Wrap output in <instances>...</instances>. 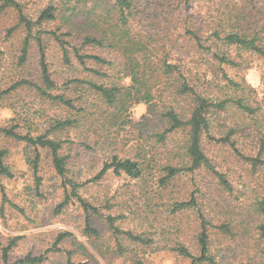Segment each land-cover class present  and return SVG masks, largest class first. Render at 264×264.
I'll list each match as a JSON object with an SVG mask.
<instances>
[{"label": "rangeland", "instance_id": "374dc122", "mask_svg": "<svg viewBox=\"0 0 264 264\" xmlns=\"http://www.w3.org/2000/svg\"><path fill=\"white\" fill-rule=\"evenodd\" d=\"M18 1L33 21L37 20L41 9L50 3L56 5L59 10L66 8L63 7L64 3L69 6L77 3V0ZM206 1L135 0L136 4L143 6L140 8L142 30L138 27L137 32L142 33L144 40L151 38L150 40L156 41L157 50L161 45L164 46L162 52L168 53L171 62L188 61L191 58L189 56L191 49L182 42V34L187 26L198 25V22L207 16L208 12L214 13L212 9L215 8H211L212 5L208 7ZM216 1L214 0L212 4ZM225 4L221 5V10H225ZM254 4L259 6L264 15V0H254ZM81 17L85 18L83 15ZM17 22V11L11 8L0 15V49L3 51L0 66V91L12 85L16 80L23 78L36 80L38 77L41 53L37 40L32 41L27 61L22 65L18 63L26 29L24 26H19L10 32ZM38 30H41L40 35L46 46V58L53 77L62 88L61 92L64 89L63 83L75 77L107 85L128 82L125 67L117 60L114 65L88 61V67L106 71L108 74L106 76H95L91 71H86L74 58L73 53H71L72 63L67 65L63 58L62 48L52 32L67 41L66 46L70 48V51H72V45H75L82 52L101 53L96 47L83 46L82 38L77 30L72 29V35H68L69 30L59 16L56 20L45 21L41 25L36 24L34 34ZM203 32L205 33L204 30ZM230 51L241 65L233 67L223 64L222 68L224 67L229 76L245 87L244 91L238 89L237 94L252 99L256 97L259 102H262L260 116L264 123V101L262 100L264 97V58L236 48ZM102 55L107 60H112L108 52ZM214 65L213 68L220 75V85L212 86L206 92L216 97L226 96L229 90L235 91V87L221 76L218 64L215 62ZM78 89L85 94L84 100L93 104L98 102V96L92 90L82 86ZM33 94L22 90L3 95L0 99V126L9 125L21 118L19 120L21 128L27 130L31 125V119H34L36 123L48 120L45 116L47 114L52 116L55 106L50 107L41 99H35ZM179 104L186 109L189 107V100L181 99ZM13 108L18 114L13 113ZM38 109L40 111L37 113L40 117H44L38 119L33 116L30 119L27 113ZM42 110L46 113L43 114ZM131 110L132 117L138 121L148 112V105L139 102L133 105ZM237 115L240 114L237 113ZM237 115L234 112L233 118H238ZM155 118L151 116L150 121L153 122ZM25 119L29 121L24 123ZM116 128L113 127L114 133L110 135L109 140L104 143L100 141L95 150H86L77 143L70 145L66 142L62 151L63 154H70L66 177L60 176L55 170L51 153L46 149H41L42 161L38 171L40 178L38 185L34 171L27 160L28 156L34 153V149L23 141L0 134V146L10 150L6 161L16 174L15 178H2L1 180L5 193L0 186V264H3L2 247L7 245L12 237L19 239L12 250L10 264H22L19 260L28 253L45 254L47 259L43 264H66L69 254L75 261H91V264H135V252L128 250L129 252L125 255H119L114 250L116 246H120V243L122 246H142L123 233L119 236L114 234L107 216H119L120 214L124 215L118 218L116 225L121 230H131L136 234L145 233V236L154 240L151 243L152 246H162L164 243L172 246L177 242H182L196 254L200 250V225L207 222L210 235V256L214 262L203 261L198 264H264V235L260 228L264 225V213L257 209L259 199L264 196L263 166L253 167L230 145L204 136L202 138L203 149L217 168L227 173L232 182V188L226 190L218 182L216 176L206 168H200L195 172H184L172 182L170 190L163 193L164 197L160 199L161 201L159 199L152 201L153 204L158 202L163 204L161 209H156L154 205L152 207L147 205L145 199L147 196L141 188L142 181L134 180L126 174L116 175L112 170L102 179L93 180L112 155L123 156L134 152L133 147H136L139 139L137 129L126 125L118 135L114 136L117 133ZM215 132L219 134L218 129H215ZM73 136L71 135L70 138L72 139ZM57 137L65 139L67 135L62 133L57 134ZM104 139L105 137L98 140ZM154 140L152 137L153 142ZM133 142L135 146L132 147ZM148 142L150 140L146 141ZM257 143V140L250 138L244 142L240 141L238 146L242 153L256 156L258 154ZM67 179L80 184L77 192L99 208L98 212L92 210L90 212L92 225L100 233L98 237H89L85 234L86 214L77 197L72 198L65 207L58 211L59 204L65 199V191L68 190L69 193L72 191V185ZM193 194L197 200L196 206L182 212H170V204L173 200H190ZM224 225L228 229L225 230ZM64 231L72 232L73 236H68L60 242L59 250H51L58 235ZM145 260L150 264H191L190 258L177 255L170 247L147 253Z\"/></svg>", "mask_w": 264, "mask_h": 264}, {"label": "trees", "instance_id": "16d2710c", "mask_svg": "<svg viewBox=\"0 0 264 264\" xmlns=\"http://www.w3.org/2000/svg\"><path fill=\"white\" fill-rule=\"evenodd\" d=\"M213 1L207 0L206 3L207 6L212 5L211 8H215L212 9L214 13L208 12L198 25L187 26L182 34V42L191 49L189 55L191 58L188 61L171 62L168 53L162 52L164 46L161 45L157 50L156 41L150 40L151 38L144 40L142 33L137 32L138 27L142 30L140 8L143 6L136 4L135 0H77L73 6L64 3L63 7H66L64 11L50 3L41 9L36 21L28 17L18 0H0V15L10 8L18 14V22L10 32L19 26H24L26 29L18 63L22 65L27 61L33 39L37 40L41 53L37 79L16 80L0 91V99L12 91L24 90L34 93L35 99H41L48 106H55L54 114L45 116L48 120L37 123L31 118L34 116L42 119L44 116L40 117L37 113L40 109L27 113L32 121L27 130H22L19 122L21 118L9 125L0 126V134L23 141L34 149V153L29 155L27 160L34 171L37 185L40 183L38 171L42 161L41 149L51 153L55 170L60 176L66 177L70 157V154L62 152L66 142L70 145L77 143L86 150H95L100 141L104 143L109 140L110 135L114 133L113 127H117V133L114 135L116 136L126 125L136 128L139 133L136 147H133L134 142L132 144L134 152L123 156L112 155L93 180L102 179L112 170L116 175L126 174L134 180L142 181L141 188L147 196L146 203L151 207L154 205L156 209H161L163 204L160 202L153 204L152 201L163 198V193H167L172 182L184 172H195L200 168H206L216 176L226 190L232 188L227 173L219 170L203 149L204 136L230 145L253 167H264V123L260 116L262 102L256 97L252 99L237 94L238 89L244 91L245 87L229 76L224 67L222 68L223 64L233 67L241 65L236 56L231 54L230 50L235 48L264 58V15L259 6L254 4V0H217L212 4ZM223 3H226L225 10H221ZM58 16L68 28V35H72V29L77 30L83 46L96 47L101 53L82 52L75 45H72L70 51L66 46L67 41L52 32L62 48L67 65L72 63L71 53H73L74 58L86 71H91L95 76H106L108 75L106 71L88 67V61L114 65L117 60L124 65L128 82L107 85L75 77L63 83L64 89L61 92L62 88L53 77L46 58V46L40 35L41 30L34 34L36 24L41 25L45 21L56 20ZM104 52H108L112 60L104 58L102 55ZM2 54L3 51L0 49V66ZM215 62L220 68L221 76L235 87V91L229 90L226 96L214 97L206 92L210 87L220 85L219 72L213 68ZM81 86L92 90L98 96V102L93 104L84 100L85 94L78 89ZM181 99L189 100L188 108L184 109L180 106ZM262 100L264 101V97ZM139 102L148 105V112L137 121L132 117L131 108ZM12 111L18 114L16 109L13 108ZM42 111L43 114L46 113ZM233 111L236 115L240 114L237 115L238 118H233ZM151 116L156 117L153 122L150 121ZM28 121L29 119H25L23 122ZM215 129H218L219 134ZM106 132L108 135H104ZM62 133H65L67 138L57 137V134ZM71 135H74L72 139ZM103 137L106 140H98ZM152 137L155 139L154 142ZM250 138L258 141L256 156L242 153L238 146L240 141L244 142ZM148 140L150 142L146 143ZM9 152L8 148L0 146V186L3 192L5 189L1 183L2 178L16 177L14 170L6 161ZM67 181L72 185V191L71 193L65 191V199L59 204L58 211L72 198L77 197L86 214L85 234L89 237H98L100 233L92 225L90 212L91 210L98 212L99 208L77 192L80 184L70 179ZM170 200L172 201V198ZM196 205L197 200L193 194L190 200H173L170 204V212H182ZM257 209L264 213V196L259 199ZM123 215L107 216L114 234L119 236L123 233L142 246H122L118 243L120 246H116L114 250L119 255H125L128 250L135 252V264H150L145 260L146 254L167 247L177 255L190 258L191 264L203 261L214 262L210 256L207 222L200 225V250L196 254L182 242L172 246H168L167 243L162 246H152L154 240L145 236V233L136 234L131 230H121L116 225V221ZM223 228L228 229L225 225ZM260 228L264 235V225ZM68 236H73V233L61 232L51 250H59L58 244ZM18 239L12 237L8 244L2 247L3 264H10L12 250ZM46 259L45 254L28 253L19 262L43 264ZM66 264H91V261H75L69 254Z\"/></svg>", "mask_w": 264, "mask_h": 264}]
</instances>
